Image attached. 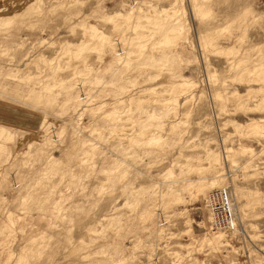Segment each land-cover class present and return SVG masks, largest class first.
<instances>
[{
	"label": "rangeland",
	"instance_id": "374dc122",
	"mask_svg": "<svg viewBox=\"0 0 264 264\" xmlns=\"http://www.w3.org/2000/svg\"><path fill=\"white\" fill-rule=\"evenodd\" d=\"M70 1L42 0L40 16H23L0 36V106L10 115H0V129L15 134L11 141L0 138V264H264V137L249 131L264 124V81H249L245 73L264 70V0H199L209 14L189 19L190 42L219 32L211 33L216 49L207 50L205 63L196 62L187 44L146 49L155 58L174 54L164 71L135 53L129 69L112 64L110 55L103 62L88 55L91 80L104 81L99 87L82 84L88 75L81 59L61 51L65 42L83 38L74 18L79 10L88 24L111 35V25L100 20L103 9L129 11L123 2L145 11L170 9L174 0H100L94 6L79 0L82 8L67 10ZM246 8L251 12L243 21ZM184 16L177 25H187ZM31 22L33 30L25 29ZM223 49L236 53L227 56ZM258 74L264 80V72ZM120 76L136 82L122 97L110 84H121ZM47 77L55 78L49 82L59 95L40 106L49 111L44 116L25 102L31 88L39 91L34 83ZM185 79L192 88L170 89ZM217 92L224 102L210 99ZM175 95L178 105L166 104ZM44 118L54 130L41 129ZM63 120L68 129L60 140L53 132ZM216 152L224 164L199 173ZM201 183L207 186L196 197ZM222 187L231 192L234 223L217 232L207 196Z\"/></svg>",
	"mask_w": 264,
	"mask_h": 264
},
{
	"label": "bare ground",
	"instance_id": "6f19581e",
	"mask_svg": "<svg viewBox=\"0 0 264 264\" xmlns=\"http://www.w3.org/2000/svg\"><path fill=\"white\" fill-rule=\"evenodd\" d=\"M41 1L42 0H0V36L2 34H4L5 31L8 28H10V26L16 25V23L18 22V19L20 21L21 17L27 16V18H30L33 15L40 16L38 14L41 13V9L37 5V3H40ZM93 1H94V4H93V6H94L100 0H93ZM76 4H79V6L81 8L83 6V3L81 1L71 0L70 6L67 8V10H69L70 7L75 6ZM172 4H173V5H171L172 8H170V9H167V8L158 9L156 7L151 6L152 9L150 11L149 10L145 11L139 5H129L128 3L123 2L122 7H130V10L126 11V12H115L112 14H107L105 12V10L103 9L101 12L102 16H101L100 20L102 21V23L104 21V22L108 23V25L109 24L111 25V35L103 33L95 25L88 24L87 23L88 16H85L84 14L82 15V12H81L82 10H79V12L77 13L76 16H74V18L76 20V24L78 26V29L80 27V30L82 31L83 38H82L80 43L65 42V44H63L61 46V51L63 52L64 55L69 56L70 59H77V60L81 59V62L83 63L84 68L86 69L84 72L88 75L87 76L88 79H85L84 81H82V84L86 83V84H89L91 86H96V87L97 86L99 87L100 85L104 84V81L99 79V78H96V77L93 78V81L91 80V78H90L92 76L91 71H93V69L90 68V66L88 65V63L86 61L88 55H90V54H96L97 59L100 62H103V59L105 56L110 55L112 58L111 59L112 64L115 62V63H118L119 65H125L126 68L129 69L131 67L130 60L132 61V58H131L132 54L135 53L139 57L143 56L146 58V60H150L152 62L151 66H154V68L158 67V70L164 71V70L168 69V67L166 65L174 54H172L171 51L170 52H164L159 57L155 58L154 56L149 55L147 53L148 51H146V49L151 52V50L153 51L154 48L162 49L161 47L165 48V46H168V45H173L176 48V47H179V45L187 44L188 48H191L192 50L196 51V53H197V55L195 56L196 62L201 63V60H202V63H203V58H204V63H205V53L207 52V50L209 48H211V49L213 48V50L216 49V48H214V44H215L214 42H216V41L215 40L212 41L216 37H213L211 33L215 32V34H216L218 31H213V32L211 31V32H207L204 34H199L197 36V38L195 37L196 38V44L193 45L190 42V38L188 36L189 29L191 28V26L189 25L190 24L189 19H191V18L194 19L195 16H200V15L201 16H207L209 14V10L207 8H204L205 6L203 5V3H199V0H174V3H172ZM15 5H20V6L16 7ZM173 7H175V8H173ZM171 9L173 11L172 16L169 15V10H171ZM91 10H92V13L96 11L95 9L94 10L91 9ZM248 12L249 13L251 12L249 8H246L243 11V21L247 20ZM162 13H164L165 16H162ZM180 13H184L186 15V17L185 16L184 17L186 19L187 25H186V23H185V25H177L178 20H176V19L180 15ZM172 17H173V21L171 20ZM171 21H172L173 25H175V26H172V27L168 26L169 22H171ZM34 22H31L29 27H27V25L25 24V27H26L25 29L33 30L32 27H34L33 26L35 24ZM106 23H104V24H106ZM144 29H147L146 30L147 32L145 31L146 33H144V34L139 33V30L144 31ZM148 29H149V31H148ZM222 30L224 31L225 29H221V31ZM222 32H220V33H222ZM72 33L75 34L74 29L71 30V34ZM150 39H155V40L159 39V40L156 42H151ZM147 40H149V42H151L150 43L151 46H149V47L147 46V44L149 43ZM152 45H155V47H152ZM156 45L157 46L159 45V47L157 48ZM121 51L123 53H121ZM223 51H225V55H227V56H229L230 54L232 55V53H236L234 49H227V51H226V49H223ZM221 53L223 54L224 52H221ZM38 61H40L42 63H44V62L46 63L45 58L42 55L38 56ZM50 62H52V60ZM242 62L238 63V65H241ZM238 65H237V67H239ZM206 67H207V65H206ZM256 68H258V69H256ZM244 69L246 70L248 68H244ZM259 70L261 73L264 72V70L261 67H255L253 70L249 69V70L245 71V73L246 72L248 73V77H250L249 81H261V82L264 81L263 79L259 78L260 77V75L258 74ZM81 72H83V71H80V72L77 71V72H74V74L81 73ZM39 73H42V71H40ZM56 73H57V71H56ZM240 75L243 77V79L245 78L243 74H240ZM240 75H239V79L241 78V80H242V77ZM207 76H208L207 80H209V79L211 80V76H209V74ZM120 78H121V82H122L121 84L120 83H113V82H111L110 84L113 87H115V90H120V92H121L120 94L122 97V95L126 94V92H129V87L127 86V84H129V83L133 84L135 82V79L133 81H131V80L129 81L128 79H126L125 81H122V79H124V78L121 76H120ZM52 79H55V78L54 77H47L43 80L39 79L40 81L38 80L36 83H34V85H38L39 91H37V92L33 88L30 89V91H29L30 95L28 96L29 99L27 98V101L25 100L26 101L25 105H31V108L34 112L36 111L37 113L43 114V115L46 112L49 113V111H45V110H44V112H42L43 110L40 109V106L41 105H47L48 103H51L53 101V98H56L59 95V94H54L52 92L53 87L49 82ZM26 80L29 81L30 79L28 78ZM236 80H238V79H236ZM126 82H128V83H126ZM27 83L28 82H26V84ZM56 84H58V83H56ZM61 84H62V86L66 87L65 84L64 85H63V83H61ZM76 84H79V83H76ZM28 85H30V84H28ZM80 85H81V83H80ZM176 85L179 86L180 90L181 89L185 90L187 88H192L194 85V82H192L191 80H186V79L180 80V81L178 80V81H175L174 83H172V85L170 86V89L174 88V86L176 87ZM72 87H73V85H70L68 88H66V91H72L74 88V87L73 88ZM173 91H174V89H173ZM2 94H3V92L1 91L0 96ZM130 96H133V93L130 94ZM177 96L178 95H175L173 100L169 99L168 101H171V103L167 102L166 104L175 105V106L178 105ZM91 98H93V97H91ZM209 98H210V96H209ZM118 99H120V98H118ZM210 99H213V100L215 99V100H218L221 102H224L226 100V98L224 96H221V93H219V92L215 93L214 95H211ZM114 113L116 115L119 114V112H114ZM114 113L105 112L102 114V112H101L99 115L102 114L104 117H109V115L110 116L112 115V117H113V115L115 116ZM70 126H71V124H70ZM54 127L55 126L52 123L46 122V118H44L43 123L41 125V129L43 131L47 132L49 130H54ZM73 127H74V130L79 131V127H77V125H73ZM67 129H68V120H63L61 122L60 129L58 131H54L53 133L55 134V137L57 139H60L61 137L65 136V133H67L66 132ZM80 131H81V129H80ZM249 131L252 134H254L255 136L264 137V124L263 125H259L256 123L252 124L249 128ZM68 133H70V131ZM14 135L15 134L13 132L6 130L3 126H1V129H0V138L1 139L11 141ZM86 137H87V135H86ZM60 140H62V139H60ZM243 153L244 154H246V153L251 154V151L245 149L243 151ZM225 160L226 159L223 158L224 162H225ZM223 161L221 159V154L216 152L213 154L212 158L208 159V166L203 167V168L199 167L198 171H199V173H206L208 171L210 172V170L213 171L214 166L217 164L222 166L224 164ZM228 162L230 164L229 167H232L233 163L231 162V160H228ZM206 186H205V183H201L195 188V192L194 191L193 192L197 195L196 197H198L199 193L201 195V193L204 191ZM224 189H227V187L221 188V190H224ZM225 191H227V192H225V194L228 193V196H230V200L232 201L230 190L227 189ZM210 195H211V193H209L207 196V207H208V212H209V216H210V220H211L210 221V224H211L210 227H211V229H213L212 231L218 232V231L229 230L232 227L230 219H232L233 203H232V206L230 203L229 210L227 212V216L229 218L226 221V224L228 225V228L218 227L215 225L214 221L219 220L221 218V216H220V213H216V211L213 209L214 205H216L215 196L212 197L211 203H210ZM194 197H195V195H194ZM230 211H231V214H230Z\"/></svg>",
	"mask_w": 264,
	"mask_h": 264
},
{
	"label": "built area",
	"instance_id": "2783aa9c",
	"mask_svg": "<svg viewBox=\"0 0 264 264\" xmlns=\"http://www.w3.org/2000/svg\"><path fill=\"white\" fill-rule=\"evenodd\" d=\"M227 189L221 190V189H216L215 191L211 192L210 195V203L211 199L213 196L216 198V205H214L213 209L216 211V213H220L221 218L217 221H214L215 225L218 227L222 228H228V225L226 224V221L228 220L227 212L229 210V206L233 201L230 200V196H228V193L225 194V191ZM231 214V211H230ZM233 219V216H232ZM234 223V221H233ZM231 226H232V221H231Z\"/></svg>",
	"mask_w": 264,
	"mask_h": 264
},
{
	"label": "crops",
	"instance_id": "0c3cea01",
	"mask_svg": "<svg viewBox=\"0 0 264 264\" xmlns=\"http://www.w3.org/2000/svg\"><path fill=\"white\" fill-rule=\"evenodd\" d=\"M4 106H5V105H3V107H2V106H0V115H1L2 113H5V115H4V116H5V117H7V116H6V114L8 115V113H7V110H6V109H4ZM5 110H6V111H5ZM8 116H10V115H8ZM25 118H26V117H25ZM11 120H12V122L16 123V121H13V119H12V118H11ZM25 120H26V121H31V120H27V119H25ZM25 120H24V121H25ZM18 121H19V120H18ZM12 122H11V123H12ZM1 123H3V122H1Z\"/></svg>",
	"mask_w": 264,
	"mask_h": 264
}]
</instances>
